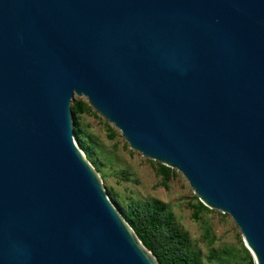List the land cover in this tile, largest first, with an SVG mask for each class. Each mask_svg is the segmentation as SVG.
<instances>
[{
	"label": "water",
	"instance_id": "95a60500",
	"mask_svg": "<svg viewBox=\"0 0 264 264\" xmlns=\"http://www.w3.org/2000/svg\"><path fill=\"white\" fill-rule=\"evenodd\" d=\"M74 94L264 264V0H0V264H159L79 147Z\"/></svg>",
	"mask_w": 264,
	"mask_h": 264
},
{
	"label": "rangeland",
	"instance_id": "374dc122",
	"mask_svg": "<svg viewBox=\"0 0 264 264\" xmlns=\"http://www.w3.org/2000/svg\"><path fill=\"white\" fill-rule=\"evenodd\" d=\"M76 97L84 98L74 94L73 98ZM77 122L89 162L98 169L103 186L123 206L157 199L170 210L201 264H247L238 227L227 213L209 208L202 209L197 218L192 217L189 203L195 202L193 195H196L178 170L172 168L174 172L163 185L154 170L156 160L130 148L120 131L91 106L87 112L78 114Z\"/></svg>",
	"mask_w": 264,
	"mask_h": 264
},
{
	"label": "trees",
	"instance_id": "16d2710c",
	"mask_svg": "<svg viewBox=\"0 0 264 264\" xmlns=\"http://www.w3.org/2000/svg\"><path fill=\"white\" fill-rule=\"evenodd\" d=\"M72 129L79 147L88 159V150L83 146L80 137V126L77 122L79 113L87 112L90 108L84 98L76 97L70 101ZM98 170L96 167H94ZM155 172L160 175L161 183L165 185L174 170L158 161H155ZM103 174H100L102 176ZM104 190L121 213L122 217L130 225L141 243L155 256L159 264H201L198 253L188 247L186 234L181 231L173 220V216L166 205L157 199L144 200L140 204L128 202L121 204L104 186ZM195 202L189 203L192 208V217L197 218L202 209H209L202 204L196 196ZM247 264H252L247 248L242 244ZM212 254V253H211ZM218 257V254H213Z\"/></svg>",
	"mask_w": 264,
	"mask_h": 264
}]
</instances>
